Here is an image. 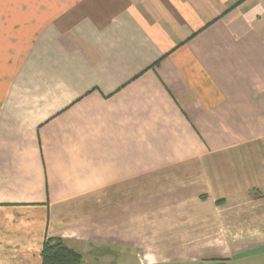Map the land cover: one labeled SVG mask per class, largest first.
<instances>
[{"label":"crops","instance_id":"obj_1","mask_svg":"<svg viewBox=\"0 0 264 264\" xmlns=\"http://www.w3.org/2000/svg\"><path fill=\"white\" fill-rule=\"evenodd\" d=\"M46 239L264 247V0H0V264Z\"/></svg>","mask_w":264,"mask_h":264},{"label":"rangeland","instance_id":"obj_2","mask_svg":"<svg viewBox=\"0 0 264 264\" xmlns=\"http://www.w3.org/2000/svg\"><path fill=\"white\" fill-rule=\"evenodd\" d=\"M253 249V248H250ZM247 249L244 250L238 257L230 261L229 259H202V260H151L148 257L140 259L137 253L134 250H123V252L118 253L116 261H112V258H109V263L111 264H264V247H260L256 250ZM249 250V251H248ZM113 257V255H112ZM163 261V262H162ZM98 263V260L94 261V264ZM108 263V264H109Z\"/></svg>","mask_w":264,"mask_h":264},{"label":"trees","instance_id":"obj_3","mask_svg":"<svg viewBox=\"0 0 264 264\" xmlns=\"http://www.w3.org/2000/svg\"><path fill=\"white\" fill-rule=\"evenodd\" d=\"M41 260V264H81L82 257L61 240L46 239L43 242Z\"/></svg>","mask_w":264,"mask_h":264}]
</instances>
